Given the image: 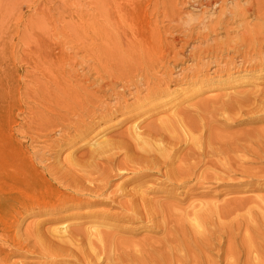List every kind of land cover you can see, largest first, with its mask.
<instances>
[{"label":"bare ground","instance_id":"obj_1","mask_svg":"<svg viewBox=\"0 0 264 264\" xmlns=\"http://www.w3.org/2000/svg\"><path fill=\"white\" fill-rule=\"evenodd\" d=\"M105 2H106V10L103 11V14L105 17L103 20L104 22H100V23H102L100 25L96 24V25H98V27L94 28V30L96 33H98V34L100 33L102 38L106 39L105 44H106L107 48L108 47L110 48V46H111L110 49H112V50H108L109 48L108 49L106 48V66L103 65L102 63L97 64V65L95 64L96 66H93L94 64L93 65L87 64L86 66L84 65L83 67H80L81 69H79L78 66L77 67L76 66L75 67L70 66V68L62 66L63 68L60 67V68H57L55 70H52L50 72L51 77L53 76L52 86H47L45 83H44L45 86H42L43 81H42V83L40 81V84H42L41 85L42 92H38L37 90H35V91L43 94V97H41V98H42V101H44L46 104L49 102H53V104H56V106H55L56 108H54V109H52V108L50 109V107L52 105L49 106V104H48V106H47L43 102L41 103L42 105L40 104V106H43L42 108H45V110L46 109L50 110L47 112L48 113L50 112L53 116H50V115L46 114L45 111L43 112V111L38 109L39 111H41V112H39L37 110V106L39 104L36 106V110L38 111V113H37L36 110H34L35 107H32V104L30 103L31 107L34 108L33 110L36 113L32 112V116H30L31 118L28 121V125L31 126L32 122H36V124L38 126L37 128L39 130L43 131L44 133L48 130H50L49 133H52V132L57 133V137H52L51 139H48V140L46 139L47 138L46 136L48 134L47 135L44 134L45 140L43 143H45L44 145H46L47 144L46 142H48L47 146L50 147L51 150L52 149L54 150L55 148H60L61 144L69 145V146L73 145L74 143H76L77 140L79 141L80 138L81 139L83 137L85 138V137H87L88 134H91L93 129H96V128H99V126H102L100 124H105V126L102 127V129L104 131L110 129L111 127L113 128L114 126H110L108 124L118 114H128L129 116H127L126 121L129 122L130 125L128 126V128H126V131L125 130L124 131L122 130V132L117 131V132H115V134H113L109 137H106V135L103 134L99 138L94 140L93 142H91L92 140L88 141V142H91L89 144L90 148L88 150H86L81 156L75 157V158L69 157V159L67 158L68 160L67 159L66 160H67L68 167L64 166L65 168H67L66 171H70L69 173H67L65 171L67 174V177H66V175L64 176L65 172L63 174L61 172L59 173L58 170L53 169L54 173H55V171H58L57 174L59 173V176H57V174H56L57 177L51 176L52 178H51V180H49V179H46L47 177L46 178L44 177L45 175L42 176L40 174L41 172L40 173L37 172L38 176L34 173V175L36 176V178H34L32 175V172L26 173V172H23V170H22V172H19V171L15 170V168L13 169L14 166L12 167V169H10V165L14 164V162L12 163L10 161V165H9L8 162H6L4 160L2 161L3 158L0 159V172H1L0 173V264H13V263L15 264V262H13V263L11 262V256H13L15 253H21V252H27V254L28 253L34 254L37 252V254L40 255L41 257L43 256L44 260H45V261L43 260L44 262L40 263V264H77V263H79V261H82L85 264H167L168 261L165 260L166 259L165 257H163V255H165L164 249H166L168 247H169L168 249H170L172 247V245L174 244V240H176V241L178 240L177 242H179L178 243L179 247H183V245L186 246V243L183 241L184 240L183 237H185V236H182V238L180 236V235H182V233L180 234V232L182 230L181 224L180 225L178 224L179 225L178 227H177V225L174 224L177 228H180V231L175 230L174 225L172 227V230H173L172 233L170 230L171 228L167 229V227H169L171 225V224L169 225V222H167V219L169 218L167 215L169 213H171L172 214L171 216L173 217L175 215L174 210L175 209L180 210V208H176L175 205L170 204L169 200L167 201V199H166L167 202H164V201L162 202L161 198L163 197V198H171L172 199V197H173V200H174V198H176V195L174 194L175 191H178L181 188H185V186H188L187 184L192 183L191 187L188 189L190 191L191 198H192V200L188 201V203L192 206V209H190L188 203H187V205H188L187 207L185 205H182V206L183 207L185 206L187 209L189 208L192 211L191 212L188 210L189 211L188 213L191 214L190 221L192 220L193 225L197 226V227H203L202 225H206L207 222L209 221L208 217H209V214L211 213L210 212L211 208H209L210 205L206 202V200L200 199L201 201L200 200H199L200 202L198 201L199 198H197V197H200L201 194H199V196L196 197L195 196L196 193L191 192V191L195 190V187L200 188L201 187L200 185L204 186V184H202V181L205 180L206 178H208L207 180H211L209 178V177H211L214 180L213 182H215V180H217L219 182V179H220V181L224 180V179L221 180L220 174H222L223 176L228 174L226 172H232V174H233L234 169H233V171L231 170V168L229 167V163H232L233 165L235 164L238 168H240L242 166V164H241L242 162L249 160L248 158L250 156L249 157L247 156L248 157L247 158L245 154L252 155L254 158L256 157L257 160L259 159V161L264 162V129H261V127H260L259 129H252V130L250 129L248 131H241L240 130L241 133L239 135H237V134L236 135L235 134H228L227 135V133H225V134L221 133V131H224V129L226 130V128L229 127V124L232 122L234 117L237 116L236 114H239L240 116H242L243 119L241 121H243L245 123L249 122L250 124L251 123L260 124V122H264V90L263 89H262V91H260L261 93L258 95H254V96L248 95V96H243V97L241 96L240 100H238L236 98L237 96L234 97L236 99L235 100L233 98V95H232L231 96L232 99H234L235 101L238 102V104L236 103V105H234L233 103H230L232 100L226 101V103L229 102L226 105V103L223 102L225 97L223 96L224 97L223 100H220L219 99L220 97H219L217 100L218 101L220 100V102L222 101V103L219 102L220 103L219 105H217V104L213 105L215 102V99H214L212 101L213 106H211V109H210L211 104H209L210 101L207 102L208 104L205 102L206 98L208 100V97H206V96H205V101H204V99H201L199 101V103L197 102L196 104H194L192 106L190 105L192 102L189 103V105L191 107H193V109H189V110L187 108L179 109L178 108L179 105L176 107V105H174L175 103L173 105L171 104V101H170V105L168 104V102L163 103L162 101H159L158 98H160L161 96L167 97V94H170L168 92H172V93L176 92L174 90L171 91L170 85H174V86L177 85L178 86L181 83H185V82L189 81V79L192 80L190 82L191 84L197 83L200 86L204 83L206 84V82L203 81V79H202V77L205 75L203 72V69L205 70L206 65L208 66L209 63L208 64L206 63V65H205V63L203 64L202 62H200L201 65L198 64L200 66H196L195 68L190 69V72H189L190 77L189 78H186V76H187L186 72L183 70L180 72V74L174 76L173 68L171 67V65L169 67L168 63H167L168 57L170 55H172V52L170 54V51L166 50L168 48H165L166 51H162V52L161 51L159 52V50H156V48L159 47V46H157L158 43L162 39L164 41L165 36H166L165 35L164 38L163 37L161 38V32L162 31H160V29H163V27L162 28L159 27L160 23L158 26L157 21L154 20V18H153L154 22L155 21L156 22L153 24L152 23L153 21L151 22V20H149L150 23H148V25L145 24L146 26L143 28V30L141 29L140 32L136 33L130 29L132 26L131 20L135 19L136 17H137V19L142 18L143 15L147 16L150 13L151 14L149 16H151V15L152 16H155V15L161 16V14H162L163 15L162 18H166V19H168V21L170 20L171 23L173 20H180L179 17L181 14L183 16L184 15L183 13L189 12V11L183 12L184 10L182 11L181 6L184 5V7H185L187 5V6L193 7L194 10L196 9V10H199V11L201 10L204 12L206 11L205 10L206 8L214 9L216 11V15L218 14L217 16L215 15L216 16L215 18H213L212 20L211 19L209 20V21H212L210 23V25L208 24L209 22H207L208 20L206 21L207 23L203 24V25H202V23L204 21H202V23H201L202 26H200L199 23H195V25H194L193 22H195V20L194 21L192 20L193 22H191V20H189V19H188L189 21L185 20L187 28L191 31V34H194L195 32H197L199 34L198 36H200V35L203 36V34L205 33L204 34L205 38L204 37H203L204 39L201 38L204 41H206L205 39L207 37H209L211 33H215V35H216L217 30H220L221 32L224 31V33L226 34L227 37H230L229 34L231 32H233V34H235L234 36H239V35L240 36H246V35L249 36L248 32L252 31V33H253L254 27L252 28L251 27L252 25L251 26L247 25L249 22L248 18H250L251 15L254 16L256 13H258L260 11L263 13V14L262 13L261 14L264 15V0H249V1H246L245 4H243V5L240 4L241 0H153L154 4L152 2L153 8L152 9L150 8L151 9L150 13L148 11L149 8H148V10H146V7L143 6L142 0H106ZM148 2L151 3L150 0ZM61 5L63 6V4H61ZM103 7H105V6H103ZM83 9H85V8H83ZM61 10L63 11V9H61ZM181 11H182V13L179 14ZM200 12H199V14H201ZM91 14H93V13H91ZM204 14H206V13H204ZM202 15H200V16H202ZM211 16H209V17H211ZM258 16H260V15H258ZM62 17H63V15H62ZM184 17L186 18L185 15H184ZM185 18H182L181 20H183ZM259 18H257V16L255 17L254 26H257L258 24H260V26H261V24L264 20L262 19L263 17H261V19L263 21L259 20ZM90 19H92V18H90ZM137 19L135 21H137ZM191 19H195V18H191ZM69 20H70V17H69ZM160 20H162V19L160 18ZM98 21H99V19H98ZM139 21H140V19H139ZM196 21H198V20H196ZM166 22L164 21V23H166ZM237 22H240L243 24H244V22H246V26H249V28L244 27L243 32L241 34H239V32H238L239 30L236 32L237 29L236 30L233 29V30H231V32H228V31H230L229 28L232 25V23L235 25ZM250 22L253 23V20ZM179 23L181 24V22H179ZM225 23L227 24V26L229 25V23L231 25H229L227 27L225 25ZM136 25H138V24H136ZM167 26H168V24H167ZM176 26H177V24H176ZM176 26L175 27L173 26L174 29L176 28ZM185 26H184V28H186ZM239 26L240 25L238 24L237 27H239ZM177 27H179V24ZM231 28H232V26H231ZM179 29H181V28H179ZM177 32H179V31H177ZM184 32H185V30L182 33H184ZM24 33H26V34L28 33L27 35H30L29 31H27V32L25 31V32H23V34ZM171 33H173V32H171ZM222 34H221L220 39H222V36L224 35V34L223 35ZM195 35H197V34H195ZM215 35H213V36L215 37ZM97 37H98V35H97ZM193 37H194V35H193ZM227 37L224 38V41L228 40ZM23 38H21V39H23ZM26 38L28 39V37H26ZM95 38H96V35H95ZM170 38H172V37H170ZM216 38H218V37H216ZM167 39H169V38H167ZM220 39L218 38L216 40L220 41ZM230 39L231 38H229V40ZM251 39H254V38H251ZM185 40L186 39L183 40V43ZM171 41H173V40H171ZM211 41L209 42V40H208L209 44L212 43ZM21 43H22V41H21ZM181 43H182V41H181ZM203 43H205V42H203ZM223 43H225L227 45V42H223ZM260 43L261 42H259V46L261 45ZM221 44H222V42H221ZM217 45L219 46L220 44L217 43ZM247 45H249V44H247ZM88 46L86 45V47H88ZM180 46H181V44H180ZM207 46H208V44H207ZM213 46H214V43H213L212 47ZM228 46H229V44H228ZM252 46L253 45H251V48H252ZM196 47L198 48L197 43H196ZM199 48L201 49V46ZM207 48H208V50L206 48H203L202 50H199V49L196 50L195 48H194L195 50L190 49V51L188 50L189 54H187V56H190L191 58L195 57L196 60L197 59L201 60L204 57H206L208 59L213 53H215L214 51H216V50H214V49L209 50V48H211V47H207ZM169 49H171V48H169ZM174 50H176V49L174 48ZM188 51L186 53H188ZM180 53H181V51H179V50L173 51V55L170 56V60L171 61L174 60V61H172V63L170 62L171 64H173L174 62L176 63V61L181 59L179 56ZM226 54L227 53H225V55ZM228 57H230V56L228 55ZM216 58H217V55H216ZM219 58L220 57L218 56V59ZM225 58L227 59V56ZM239 58H241V57H239ZM244 58H246V56ZM226 59H225V61H226ZM241 59H240V61H241ZM196 60H194V61L196 62ZM244 60H243L244 63L242 62V65L246 63ZM206 62H207V60H206ZM208 62H209V60H208ZM259 62H261V61H259ZM210 63H214V62H210ZM215 63L217 64V61ZM196 64H197V62H196ZM216 64H214V65H216ZM238 64L240 65V63H238ZM191 65H192V63H191ZM222 65L223 64H221V67H223ZM235 66L237 67V65H235ZM217 67H218V65H217ZM236 67H235V69H236ZM243 68H244V66H243ZM251 68H252V66H251ZM257 69H260V68H257ZM155 70H159V71L163 70V72L161 71L162 74L157 75ZM159 71H157V72H159ZM237 71H238V68L236 70H234L233 72H237ZM213 72L215 75H218V73H217L218 70H215ZM92 74H93V77H92ZM105 75H106V77H105ZM48 77H49L48 79L51 80V77L50 76H48ZM70 77H73L75 79L70 78ZM206 77L208 78L207 75H206ZM225 83H226V81H225ZM228 83H230V82H228ZM40 84H39V86H40ZM29 85H31V84H29ZM24 86H22V87H24ZM35 86H36V84H35ZM28 87L29 86L27 85L26 88L28 89ZM30 87H32V86H30ZM30 87L28 90H31V93H32V91L35 93L34 89L32 90V88H34V87H32V88H30ZM215 88H216V86H215ZM229 88H231V87H229ZM255 88H257V87H255ZM41 89H39V91ZM177 89H179V88H177ZM258 89L259 88H257V90ZM190 92H192V91H190ZM249 92H252V91H248V93ZM256 92H258V91H256ZM248 93L246 92V94H248ZM249 94H251V93H249ZM253 94H256V93L254 92L251 95H253ZM184 95H186V94H184ZM231 97H230V99H231ZM28 98L29 97H27L26 100ZM37 98H35V99H37ZM39 98H38V101H39ZM184 98L185 97H183V99ZM191 98H192V96L190 97V99ZM31 99H30V101H31ZM190 99H187V100H190ZM33 100H32V102H35V104H36V101H33ZM217 100H216V102L218 103ZM27 101L29 102V99ZM27 101L24 102V104L25 103L27 104ZM191 101H192V99H191ZM6 102H7V100H6ZM249 102L251 105L248 104ZM183 105L184 104H182V106ZM190 106L188 108H190ZM24 108H25V106H24ZM14 113L15 112H13V114ZM24 114H26V113H24ZM18 115H20V114H18ZM152 115H153V117H151ZM155 116H158V117L154 118ZM145 117H151L152 119L153 118L154 119L151 120L150 122H146L144 119ZM148 120H150V119H148ZM14 121H15V119H14ZM18 121H20V120H18ZM25 124H27V123H25ZM36 124L34 123V125H36ZM113 124H114V122H113ZM34 125H32V126H34ZM18 126H20V125H18ZM250 126H248V127H250ZM256 127L257 126H255L253 128H256ZM27 128L28 127H26V130L30 131V129H27ZM242 128H245V127H242ZM5 129H6V127H5ZM12 129H13V127H12ZM16 129L20 130L17 127H16ZM34 129L35 130L31 129L32 132H34V131L36 132V128H34ZM218 129H219V131H217ZM245 129H248V128H245ZM18 130H17V135H18ZM229 130L230 129L228 128V131ZM38 132H40V131H38ZM236 133H237V130H236ZM19 134H20V132H19ZM30 136L31 137L29 140L33 143H34V141L36 142L38 139L42 140V138L36 137V135L34 137L32 135H30ZM53 136H54V134H53ZM40 137H42V134ZM50 137H51V135H50ZM16 138H18V137H16ZM13 139L15 140V137ZM83 141H81V142H83ZM28 143L29 142H27V144ZM27 144H26V146H28ZM40 144L44 147V145L42 143H40ZM3 145L5 146V144H3ZM29 147H33V146L30 145ZM62 147H64V146H62ZM35 148L36 147H33V149H35ZM37 148H39V147H37ZM37 148H36V150H37ZM11 150L12 149H10V153L12 152V155L15 153H19L17 151L13 152ZM38 150H40V149H38ZM25 151H26V149H25ZM31 151L33 152V150H31ZM32 152H30L31 154L29 153L30 154V155H28L29 157L32 155ZM26 154H27V152H26ZM26 154H25V156H26ZM10 155L8 156L9 158L11 157ZM34 155L36 156L38 154H34ZM241 156H243L244 159L241 158ZM32 157H31V160L33 159ZM245 157L247 158V160H245L246 159ZM0 158H1V156H0ZM13 158L14 157H12V159ZM36 158H37V156H36ZM39 158H40V156H39ZM18 160L19 159L16 160V158H15V162H17ZM41 160L42 159L40 158L39 161H41ZM243 160H245V161H243ZM250 160L252 161V159H250ZM253 160L255 161V159H253ZM17 163H15V164H17ZM260 164H261V162H260ZM17 165H16V167H17ZM220 165H222L224 168ZM7 166H8V168H7ZM45 167L46 168L48 167L47 169L51 168L48 165H46ZM45 167H44V165H43V167L41 166V168L46 169ZM52 168H56V166H54V167L52 166ZM208 168L214 170L212 174H206ZM16 169L19 170V168H16ZM243 169L240 171L238 169H235V171L238 170L237 172H240V173H241V171H246ZM20 170H21V168H20ZM15 171H17V172H15ZM257 171H259V170H257ZM260 171L262 173H264L262 169H260ZM49 172H50V170L48 171V174H51V173L53 174V172H51V173H49ZM243 173H245V172H243ZM250 173L251 172H249V174H248L249 178H251L253 176ZM61 174H63V175L60 176ZM254 174H256V173H254ZM256 175L254 178H256L257 180H258V178L260 179V175H258V173ZM54 176H55V174H54ZM261 176H262V178L264 177V175H261ZM225 177H222V178H225ZM229 177H231V176H229ZM116 180L117 181L120 180V181L118 183H115ZM12 182H14L13 185H11ZM248 182H250V181H248ZM19 183H20V185H19ZM203 186H202V190L205 189V186H204V188H203ZM203 191L205 193V190H203ZM192 193H195V194L192 195ZM150 195H153V197ZM156 195H157V197H156ZM158 195H161L160 196L161 198H159ZM24 197L25 198L30 197V199L33 198V200L35 202H41V201L44 202V205L50 207V208L47 207V210H45L43 208V210H45V212H47L48 214H51V215H54V214L58 215L59 214L60 215V213H63L65 215L67 213L68 217H72V219L76 218V220H78V221H80L82 219L85 220L82 222L86 226L85 227H79V225H80V223H79L77 226H75V228H69V230H68L67 227L69 225L66 227V225H67L66 221H63L64 219H62V217H61L60 219H62V220L59 221V225L57 224L58 222L56 223L57 219H55L54 223H56L58 226L53 231L51 230L52 232H50L49 237H46L44 234L41 233L42 230H39V229H41L42 224H41L40 228H38V225L34 226L33 229H30L29 235L26 234V236L22 237V235H19L16 232V231L19 232L17 226H14V227L13 226H11V227L6 226L5 220L3 219V212L5 213L8 211H12L15 208L16 204L23 202ZM206 197H207V195H206ZM200 198H203V197H200ZM26 199H29V198H26ZM183 199H187V198H183ZM257 199H259V198H257ZM163 200H165V199H163ZM180 200L178 199V203ZM203 201H205L204 203H206L208 205L202 204ZM241 201L243 202V199H241ZM254 201H255V199H254ZM210 202L216 203L215 201H211V200H210ZM231 202L233 203V200ZM245 202L246 201H244L243 203H245ZM250 202H251V200H250ZM171 203H172V201H171ZM175 203L178 204L176 201H175ZM184 203H186V201ZM243 203L238 202L237 204H239L240 208H242V207H244V206H242ZM247 203L250 206L249 201H247ZM252 203L254 204V202H252ZM256 203H258V202L256 201ZM260 203H258V204H260ZM179 204L181 205L182 203H179ZM228 204H230V203H228ZM253 204L251 206H253ZM244 205L247 206V204H244ZM237 207L239 208V206H237ZM256 207H257V205L255 206V208ZM90 208H95V210H90V211L87 210ZM82 209H86L87 211L84 212V210L82 211ZM248 209H246L247 211L245 210V214H243V215H242V211H241V210H243V208L241 210L239 209L240 210L239 212H241L240 213L241 218L245 215L244 220H245V218H247L248 225H249V223H251V225H252V223L254 224V222L257 218L255 219V217H253L255 215H252L254 212V211H252L253 209H251L252 214H250L251 213L249 211L250 209L249 210ZM260 209H257L258 212H261V214L264 215V210L261 209L263 211V213H262V211ZM79 210H81L82 212H80ZM111 210H114V212H112ZM182 210H184V209L182 208ZM232 211H233L232 209H229V210H226V212L223 211L224 213L223 212L222 213L226 214L229 218L232 219L234 216H232V215H231L232 217L229 216L230 212H231V214L234 213V211H233V213H232ZM29 212H31V211L29 210ZM37 212L35 211V213H37ZM181 212L184 213V211H181ZM181 212L180 213L177 212L180 215H178L175 212L176 213V219H179V220L181 219V217H180ZM255 212H256V210H255ZM255 212H254V214L258 213V212H256V213ZM188 213H187V215H188ZM214 213H216L217 216H220V217L223 216V214L222 215L218 214L216 212V210ZM213 214H211V216H213ZM258 215H259V213H258ZM263 215H262V219L264 218ZM61 216H63V215H61ZM172 217H170V218L172 219ZM257 217H259V216H257ZM229 218L226 220V222L230 220ZM235 218H237V216H235ZM235 218H233L232 221L230 220L229 223L233 222V220ZM252 218H253L254 222H252L253 221ZM52 219H53V217H52ZM155 219L156 220L160 219L159 221L162 220L161 224L163 223L162 225H160V224L156 225L155 230H159V228H160L161 231H163V230H165V232L167 231V233H165L164 238L162 239L163 247H160V246H159V248L155 247V244L158 243V241H157L158 238H156V239L154 238V241L155 240L157 241V242L155 241L154 245L149 244V245H147V247L145 245L146 248H148V246H150L149 248H150V250H152V253L151 252L145 253V251H142L143 249L139 250V251L144 252L146 254L144 256H143V254L139 255L138 253H136L134 251H133V254H132V252H128L129 249L130 250L133 249L132 248L133 246L137 247V245L142 241L139 240V243H137V244L134 241H133L134 243L128 242V241H131L129 239H128V241H126L124 239L125 242L123 240L117 241L115 239V234L113 232H109V231L103 232V230H102L103 228H107V229L113 228V230L116 229L119 231L120 227H122L121 226L122 224H119L120 227L119 226L118 227L113 226V225H115V223L113 224L111 222H114V221L115 222L117 221V223L121 222L123 224H126V223L132 224V223L140 222L143 220L152 223V221L155 222L154 221ZM262 219L260 217L261 221H262ZM39 220H41V219H39ZM179 220H177V222ZM258 220L259 219H257V221ZM16 221L17 220H15V222ZM20 221H22V220H20ZM181 221H182V219H181ZM257 221L255 222L256 224H258ZM261 221L259 222V223H262V225L259 224L260 230L262 228L261 226H264L263 221L262 222ZM17 222L20 223L19 221H17ZM172 222H174V221H172ZM117 223H116V225H117ZM140 223H142V222H140ZM167 223H168V225H167ZM218 223L219 222H217V225H218ZM236 223H237V221H236ZM238 223H237L238 227L236 226L235 223H233V224L236 227H234L231 223V225L234 227V231L237 230L236 228L239 229L241 227L240 222H238ZM12 224H14V222ZM38 224H39V222H38ZM221 224H222V222H221ZM152 225H153V223L151 224V228L153 229L154 226L152 227ZM217 225L215 224L216 227H217ZM223 225L228 226L229 224L224 223L221 226H223ZM244 225L248 226L247 223H244ZM244 225H243V227H245ZM124 226H127V225H124ZM215 226H214V228H215ZM219 226L220 225H218V228L221 229V227H219ZM146 227H148V226H146ZM142 228H143V226H142ZM248 228H249V226H248ZM223 229H224V227L222 228V231H223ZM225 229H224L225 231L222 232V234L226 233L228 231L226 234L228 236L226 243H228L229 242L228 240L230 239V242L228 243V247H227V257H230L233 260H234V258H235V260H238L240 258L237 259V257H240V255L237 256L238 255L237 253H239L237 251L238 246H236L237 242H234V240H235V238L238 237L237 235H239V234H237V233L238 232L240 233V229L241 230H243V229L240 228L238 231H236L237 232L236 234L234 231H232L233 230L232 228L229 230H227V228H225ZM251 229L252 228H250V230ZM122 230H124V229H122ZM134 230H136V229H134ZM207 230H208V228H207ZM260 230L258 231L259 233H261ZM105 231H107V230H105ZM256 231L257 230H255V232ZM130 232H132V229ZM230 232H231V234H230ZM183 234H185V231L183 232ZM208 234L209 233H207V235ZM234 234L236 235V237H233L234 239L232 240V236ZM249 234L250 233L246 234V236H245L246 241L245 242H243L244 240H242L241 244L243 246L240 245V242L237 243L242 249L244 248L242 250L239 247L241 249L240 253H241V251L242 252L245 251L246 252V259L249 258L248 261L253 260L251 258V257H253L251 255L252 251H254L253 253L259 252V251L262 252V250H261L262 248L261 249L256 248V247H258V244L255 245L256 244L255 241L252 240V239H254V237H253L254 234L253 235L252 234L249 235ZM168 235H171L172 237L171 236L168 237ZM240 235H241V233H240ZM251 235L253 237L252 239L250 238ZM262 235H264V233H262ZM179 236L181 239L179 238ZM203 236L204 235H202V237ZM217 236H219V234ZM256 236L257 235L255 234V238H256ZM259 236H261V235L259 234ZM177 237H178V239H177ZM202 237H201V239H202ZM247 237H249V238H247ZM161 238L159 241H161ZM188 238H189V236L186 239H188ZM190 238H192V236ZM241 238H243V236ZM262 238H264V237L261 236V239ZM146 239H148V238L146 237ZM149 239L151 240V238H149ZM195 239H192V241H194ZM250 239L253 241V243H252V241H250ZM258 239H259V237H258ZM143 240H145V237ZM196 240H198V239H196ZM204 240H205V236H204ZM255 240L257 241V239H255ZM262 240L264 243V239H262ZM145 241H147V240H145ZM152 241H151V243H152ZM192 241L190 242V243H192V245L196 243V241H194V243ZM202 241H203V239H202ZM221 241H222V238H221ZM221 241L217 240L216 243L213 241L211 243V245H209V246H208V244H206V245L210 248L211 246H215V244L219 245ZM237 241H241V240H237ZM186 242H187V240H186ZM147 243H150V242H147ZM205 243L206 242H204V244ZM243 243H245V244H243ZM31 244H32V246H31ZM159 244H161V243L159 242ZM204 244L201 245L202 246L201 248H203L205 246ZM28 246H29V248H28ZM193 246L195 248V245H193ZM224 246H226V245H224ZM124 247L126 248V250L128 249L127 254L124 253L125 252ZM186 247L188 248L189 246H186ZM197 247H199V244ZM208 247H207V252L210 251L208 249ZM205 248H203V249H205ZM189 249L190 248H188V251H189ZM181 250H182V248L180 249V251ZM190 250L192 251V249H190ZM221 250H223V249H221ZM120 251H121V253H120ZM174 251L176 252V250H174ZM178 251H179V249H177V252ZM186 251L184 250V252H186ZM188 251H187V253H188ZM175 252H174V255L179 254V253H175ZM222 252H220V253L222 254ZM134 253L136 255H134ZM166 253H168V251H166ZM220 253H218V254H220ZM263 253H261L262 256L264 255ZM170 254H173V253L171 252ZM188 254H191V253L189 252ZM194 254H191V256ZM259 254H260V252H259ZM259 254L258 255L256 254L259 257H257L255 255L256 258L254 260L257 259L255 263H257V261L259 260L258 258L262 259V257ZM34 255H36V254H34ZM184 255H186V254L184 253ZM244 255H245V253H244ZM182 256L183 255H181V257ZM217 258H219V257H217ZM219 260H222V259H219ZM219 260H217V261L219 262ZM259 262H260V260L258 261L257 264H259ZM36 263H38V262L36 261ZM228 263H230V262H228ZM168 264H170V263L168 262Z\"/></svg>","mask_w":264,"mask_h":264},{"label":"rangeland","instance_id":"obj_2","mask_svg":"<svg viewBox=\"0 0 264 264\" xmlns=\"http://www.w3.org/2000/svg\"><path fill=\"white\" fill-rule=\"evenodd\" d=\"M106 0H0V133L2 134H0V156H1V158L0 159H2V161L4 160V161H6V162H8L9 163V165H10V161L13 163L14 162V164L15 163H17V164H11L10 165V169H12V167H13V169L15 168V170H17V171H19V172H22V170H23V172H26V173H28V172H32V175H33V177L34 178H36V176L34 175V173L38 176V173H40L42 176H44L46 179H49V180H51V176H53V177H57V176H59V173L61 172V173H63L64 174V172L66 171V169L67 168H65L66 166L68 167V165H67V160L69 159V157H72V158H75V157H79V156H81L86 150H88L90 147H89V144L91 143V142H93L94 140H96L97 138H99L101 135H103V134H105L106 135V137H109V136H111V135H113V134H115V132H117V131H120V132H122V130L124 131H126V128H128V126L130 125L129 124V122H127L126 121V119H127V116H129L128 114H118V115H116L113 119H112V121L108 124V125H110V126H114L113 128L111 127L110 129H108V130H103L102 129V127H104L105 126V124H100V125H102V126H99V128H96V129H93V131L91 132V134H88L87 135V137H83L82 139L80 138L79 139V141L77 140L76 141V143H74L73 145H64V144H61V147L60 148H55L53 151L50 149V147H48L47 146V144H48V142H46L47 144L46 145H44L45 143H43L44 142V140H45V135H47L46 137V139L48 140V139H51L52 137H57V133H49L50 132V130H48V131H46L45 133L43 132V131H41V130H39L37 127V124H36V122H32L31 123V126L30 125H28V121L30 120V116H32V112H35L34 110H36V106H37V110L39 109V110H41V111H45V113L46 114H48V115H50V116H53L50 112L48 113L47 111H50V110H48V109H46L45 110V108H42L43 106H40V104L43 102V103H45L44 101H42V98L41 97H43V94L42 93H38V92H42V89H41V85L42 86H45V84L47 85V86H52V78H53V76L51 77V75H50V72L52 71V70H55V69H57V68H60V67H67V68H70V66L71 67H77L78 66V68L79 69H81L80 67H83L84 65L86 66L87 64H91V65H93V66H96L97 64H103V65H105L106 66V39H104V38H102L101 37V34L99 35L98 33H96L95 32V30H94V28H96V27H98V25H100V24H102V23H100V22H104L103 20H104V14H103V11H105L106 10V2H105ZM149 0H142V2H143V6H145L146 7V10H148V8H149V13H150V11H151V9L153 8V5H152V2H153V0H150L151 1V3H149L148 2ZM246 1H249V0H241V2H240V4H245V2ZM61 4H63V6L61 5ZM153 4H154V2H153ZM147 5V6H146ZM86 6V7H85ZM103 6H105V7H103ZM57 7V8H56ZM61 7V8H60ZM60 8V9H59ZM81 8V9H80ZM83 8H85V9H83ZM151 8V9H150ZM181 8H182V11L183 12H186V11H189V12H187V13H183L185 16H186V18L184 17V15L182 16V11L179 13V14H181L180 15V20H173L172 21V23H171V21L169 20L168 21V19H166V18H162V14H161V16L159 15V16H157V15H155V16H149V15H143L142 16V18H139L140 19V21H139V19H137V17L135 18V19H133V20H131L132 21V26H131V30L132 31H134V32H140L141 31V29L143 30V28L146 26L145 24H147L148 25V23H150L149 22V20H151V22L154 24L156 21H157V23H158V26H159V23H160V28H162L163 27V29H160V31H162L161 32V38L163 37L164 38V36H165V39H164V41H163V39L158 43V45L157 46H159V47H157L156 48V50H159V52L161 51H166V50H168V51H170V54H171V52H172V55H173V51H181V53H180V60H178V61H176V63L174 62L173 64H171L172 63V61H174V60H170V56H172V55H170L169 57H168V66L170 67V65H171V67L173 68V70H174V76H176V75H178V74H180V72L183 70V71H185L186 72V78H189L190 77V74H189V72H190V69H192V68H195L196 66H200L201 65V63L200 62H202L203 64L205 63V65H206V63L208 64V66L206 65V68H205V70L203 69V72H204V76L202 77V79H203V81H205L206 82V84L204 83V84H202L201 86L199 85V84H197V83H194V84H191L190 82L192 81V80H190L189 79V81H187V82H185V83H181L180 85H170V89H171V91H176V92H174V93H172V92H168V93H170V94H167V97L165 96H161L160 98H158L159 99V101H162L163 103H165V102H168V104L170 105V101H171V104L173 105L174 103V105H176V107L178 106V108L179 109H183V108H187L188 110L189 109H193V107H191L192 105H194V104H196L197 102L199 103V101L201 100V99H204V101H205V96L206 97H208V100H207V98H206V103L207 102H209L210 101V103L209 104H211L210 105V109H211V106H213V105H215V104H217V105H219L220 103H222V101L220 102V100H223V98L225 97V99L223 100V102L224 103H226V101H231L230 103H233L234 105H236V103L238 104V102L237 101H235L236 99L234 98L235 96H237L236 98L238 99V100H240L241 99V96L243 97V96H254V95H258V94H260L261 92L260 91H262V89L264 90V15H262L263 13L260 11V12H258V13H256L254 16L253 15H251V17L250 18H248V21L250 22V21H252L253 20V23H249L248 22V24L247 25H249V26H251L252 28H253V33H252V31H250V32H248V34H249V36L251 37V38H254V39H251L248 35H246V36H234L235 34H233V32H231V30H236V32L238 31L239 32V34H241L242 32H243V29H244V27H248L249 28V26H246V22H244V24L243 23H240V22H237L235 25L232 23V25L229 23V25H231L232 26V28H231V26H230V28H229V30L230 31H228V32H231L230 34H229V36L230 37H227L226 36V34L224 33V31L223 32H221L220 30H217V32H216V35H215V33H211L210 34V36L209 37H207L205 40L207 41H204L203 39L205 38L204 37V34H203V36L202 35H200V36H198L199 34L197 33V32H195L194 34H191V31L187 28V25H186V22H185V20L187 21L188 19L189 20H191V22H193L194 20H195V22H193L194 23V25H195V23H199L200 24V26H202L203 24H206L207 22H209L208 24L210 25V23L212 22V21H209L210 19L212 20L213 18H215L217 15H216V11L214 10V9H210V8H206L205 10V12L204 11H199V10H194V8L193 7H191V6H185L184 7V5H182L181 6ZM61 9H63V11L61 10ZM79 9V10H78ZM96 9V10H95ZM191 10V11H190ZM60 11V12H59ZM199 12L201 13V14H199ZM215 12V13H214ZM60 13V14H59ZM90 13V14H89ZM91 13H93V14H91ZM204 13H206V14H204ZM214 13V14H213ZM262 13V14H261ZM191 14V15H190ZM204 16H203V15ZM213 14V15H212ZM62 15H63V17H62ZM106 15V14H105ZM200 15H202V16H200ZM212 15V16H211ZM216 15V16H215ZM258 15H260V16H258ZM91 16V17H90ZM95 16V17H94ZM179 16V15H178ZM194 16V17H193ZM209 16H211V17H209ZM257 16V18H259V20H262L263 22H262V24H261V26H260V24H258L257 26H254V22H255V17ZM69 17H70V20H69ZM156 17V18H155ZM202 17V18H201ZM209 17V18H208ZM254 17V18H253ZM261 17H263L262 19H261ZM67 18V19H66ZM90 18H92V19H90ZM149 18V19H148ZM153 18H154V20H156L155 22H154V20H153ZM160 18L162 19V20H160ZM182 18H185V19H183V20H181ZM191 18H195V19H191ZM200 18V19H199ZM90 19V20H89ZM98 19H99V21H98ZM102 19V20H101ZM137 19V21H135ZM204 19V20H203ZM89 20V21H88ZM101 20V21H100ZM143 20V21H142ZM188 20V21H189ZM193 20V21H192ZM196 20H198V21H196ZM208 20V21H207ZM31 21V22H30ZM88 21V22H87ZM164 21L166 22V23H164ZM202 21H204L203 23H202ZM207 21V22H206ZM139 22V23H138ZM175 22V23H174ZM179 22H181V24L179 23ZM183 22V23H182ZM185 22V23H184ZM94 23V24H93ZM162 23V24H161ZM201 23H202V25H201ZM93 24V25H92ZM96 24H98V25H96ZM136 24H138V25H136ZM167 24H168V26H167ZM170 24V25H169ZM176 24H177V26H178V24H179V27H177L176 26ZM238 24L241 26H239V27H237L238 26ZM166 25V26H165ZM186 25V26H185ZM225 25L227 26V24L225 23ZM228 25V26H229ZM244 25V26H243ZM136 26V27H135ZM171 26V27H170ZM176 26V28L174 29V27ZM184 26L188 29H186V28H184ZM227 26V27H228ZM263 26V27H262ZM250 27V28H251ZM86 28V29H85ZM179 28H181V29H179ZM183 28V29H182ZM27 29V30H26ZM179 29V30H178ZM62 32H61V31ZM185 30V32L184 33H182L183 31ZM187 30V31H186ZM241 30V31H240ZM27 32V31H29V34L30 35H27L26 33H24L23 34V32ZM177 31H179V32H177ZM219 31V32H218ZM90 32V33H89ZM167 32V33H166ZM171 32H173V33H171ZM175 32V33H174ZM190 32V33H189ZM165 33V34H164ZM190 35H189V34ZM224 35H223V34ZM92 34V35H91ZM188 34V35H187ZM195 34H197V35H195ZM215 35V37L213 36V35ZM218 34V35H217ZM220 34V35H219ZM221 34L223 35L222 36V39H220L221 38ZM23 35V36H22ZM32 35V36H31ZM90 35V36H89ZM95 35H96V38H95ZM97 35H98V37H97ZM168 35V36H167ZM171 35V36H170ZM176 35V36H175ZM179 35V36H178ZM193 35H194V37H193ZM92 36V37H91ZM176 38H175V37ZM248 36V37H247ZM253 36V37H252ZM24 37V38H23ZM26 37H28V39L26 38ZM87 37V38H86ZM100 37V38H99ZM170 37H172V38H170ZM193 37V38H192ZM204 37V38H203ZM216 37H218L219 39H220V41H218V40H216V39H218V38H216ZM225 37H227L228 38V40H226V41H224V38ZM234 37V38H233ZM244 37V38H243ZM21 38H23V39H21ZM167 38H169V39H167ZM195 38V39H194ZM198 38V39H197ZM201 38H203V39H201ZM212 38V39H211ZM216 40H214V39ZM229 38H231L230 40H229ZM263 38V39H262ZM173 40V41H171V40ZM184 39H186L185 41H184V43H183V40ZM188 39V40H187ZM212 41H211V40ZM234 39V40H233ZM22 41V43H21V41ZM166 40V41H165ZM208 40H209V42L211 41L212 43H210L209 44V42H208ZM252 40V41H251ZM20 41V42H19ZM181 41H182V43H181ZM218 41V42H217ZM254 41V42H253ZM179 42V43H178ZM197 43V45H198V48L196 47V43ZM203 42H205V43H203ZM220 42V43H219ZM221 42H222V44H221ZM223 42H227V45L225 44V43H223ZM259 42H261L260 44V46H259ZM88 43V44H87ZM213 43H214V46L212 47V45H213ZM216 43V44H215ZM217 43L218 44H220L219 46L217 45ZM171 44V45H170ZM180 44H181V46H180ZM184 46H183V45ZM204 44V45H203ZM207 44H208V46H207ZM225 44V45H224ZM228 44H229V46H228ZM247 44H249V45H247ZM257 44V45H256ZM86 45L88 46V47H86ZM190 45V46H189ZM201 46V49L199 48L200 46ZM217 45V46H216ZM247 45V46H246ZM251 45H253L252 46V48H251ZM96 46V47H95ZM180 46V47H179ZM192 46V47H191ZM211 47V48H209V50H212V49H214V50H216V51H214L215 53H213L208 59L206 58V57H204V58H202L201 60H196L195 59V57L194 58H191L190 56H187V54H189V51H190V49L192 50H202L203 48H206L207 50H208V48L207 47ZM249 46V47H248ZM259 46V47H258ZM188 47V48H187ZM191 47V48H190ZM215 47V48H214ZM222 49H221V48ZM22 48V49H21ZM109 48V47H108ZM107 48V49H108ZM110 48H111V46H110ZM108 49V50H112V49ZM161 48V49H160ZM163 48V49H162ZM165 48H168V49H166L165 50ZM169 48H171V49H169ZM174 48L176 49V50H174ZM183 48V49H182ZM195 48V49H194ZM256 48V49H255ZM259 48V49H258ZM21 49V50H20ZM227 49V50H226ZM189 50V51H188ZM226 50V51H225ZM230 50V51H229ZM247 50V51H246ZM188 51V53H186ZM224 51V52H223ZM219 52V53H218ZM221 52V53H220ZM246 52V53H245ZM249 52V53H248ZM96 53V54H95ZM225 53H227L226 55H225ZM260 53V54H259ZM95 54V55H94ZM94 55V56H93ZM183 55V56H182ZM216 55H217V58H216ZM228 55L230 56V57H228ZM239 55V56H238ZM254 55V56H253ZM218 56L220 57L219 59H218ZM227 56V59L225 58ZM232 56V57H231ZM243 56V57H242ZM246 56V58H244ZM253 56V57H252ZM234 57V58H233ZM239 57H241V58H239ZM261 58V59H260ZM172 59V58H171ZM191 61H190V60ZM193 59V60H192ZM218 59V60H217ZM224 59V60H223ZM225 59H226V61H225ZM240 59H241V61H240ZM245 59V60H244ZM182 60V61H181ZM187 60V61H186ZM194 60H196V62H197V64H196V62L194 61ZM206 60H207V62H206ZM208 60H209V62H208ZM230 60V61H229ZM232 60V61H231ZM243 60L246 62L245 64H243L242 65V62H243ZM247 60V61H246ZM181 61V62H180ZM204 61V62H203ZM217 61V64L215 63ZM219 61V62H218ZM224 61V62H223ZM259 61H261V62H259ZM171 62V63H170ZM210 62H214V63H210ZM234 62V63H233ZM250 62V63H249ZM191 63H192V65H191ZM219 63V64H218ZM223 64L222 66L223 67H221V64ZM238 63H240V65L238 64ZM244 63V62H243ZM254 65H253V64ZM82 64V65H81ZM96 64V65H95ZM186 64V65H185ZM198 64H200V65H198ZM214 64H216V65H214ZM248 64V65H247ZM184 65V66H183ZM191 67H189V66ZM217 65H218V67H217ZM227 65V66H226ZM231 65V66H230ZM235 65H237V67L235 66ZM242 65V66H241ZM250 65V66H249ZM263 65V66H262ZM225 66V67H224ZM243 66H244V68H243ZM249 66V67H248ZM251 66H252V68H251ZM257 66V67H256ZM259 66V67H258ZM62 67V68H63ZM216 67V68H215ZM230 67V68H229ZM235 67H236V69L238 68V71L237 72H233L234 70H236L235 69ZM228 68V69H227ZM257 68H260V69H257ZM189 69V70H188ZM210 69V70H209ZM218 70V75H215L214 74V72L213 71H215V70ZM223 69V70H222ZM226 69V70H225ZM233 69V70H232ZM252 69V70H251ZM176 70V71H175ZM220 70V71H219ZM156 71V73H157V75H161L162 74V72H163V70H161V71H159V70H155ZM157 71H159V72H157ZM188 71V72H187ZM209 71V72H208ZM242 71V72H241ZM244 71V72H243ZM262 71V72H261ZM176 72V73H175ZM213 72V73H212ZM226 72V73H225ZM229 74H228V73ZM216 73V74H217ZM247 73V74H246ZM227 74V75H226ZM206 75L208 76V78L206 77ZM214 75V76H213ZM226 75V76H225ZM230 75V76H229ZM232 75V76H231ZM263 75V76H262ZM48 76H50L51 77V80L50 79H48L49 77ZM96 76V75H95ZM92 77H93V74H92ZM105 77H106V75H105ZM242 77V78H241ZM46 78V79H45ZM70 78H73V77H70ZM77 78V77H76ZM222 78V79H221ZM232 78V79H231ZM73 79H75V78H73ZM214 79V80H213ZM46 80V81H45ZM48 80V81H47ZM218 80V81H217ZM230 80V81H229ZM245 80V81H244ZM40 81H41V83H42V81H43V83L42 84H40ZM186 81V80H185ZM210 81V82H209ZM225 81H226V83H225ZM232 81V82H231ZM228 82H230V83H228ZM45 83V84H44ZM187 83V84H186ZM208 83V84H207ZM215 83V84H214ZM223 83V84H222ZM29 84H31V85H29ZM33 84V85H32ZM35 84H36V86H35ZM39 84H40V86H39ZM226 84V85H225ZM228 84V85H227ZM25 85V86H24ZM27 85L30 87V86H32V87H34V88H32V87H30V88H32V90L34 89V91L35 90H37V91H35V93L32 91V93H31V90H28L29 89V87H28V89L26 88L27 87ZM211 85V86H210ZM19 86V87H18ZM22 86H24V87H22ZM174 86V87H173ZM184 86V87H183ZM193 86V87H192ZM215 86H216V88H215ZM219 86V87H218ZM173 87V88H172ZM181 87V88H180ZM201 87V88H200ZM210 87V88H209ZM218 87V88H217ZM221 87V88H220ZM229 87H231V88H229ZM235 87V88H234ZM255 87H257V88H259L258 90H257V88H255ZM18 88V89H17ZM44 88V87H43ZM177 88H179V89H177ZM184 88V89H183ZM189 88V89H188ZM203 88V89H202ZM212 88V89H211ZM39 89H41L40 91H39ZM183 91H182V90ZM191 89V90H190ZM194 89V90H193ZM202 89V90H201ZM215 89V90H214ZM219 89V90H218ZM196 90V91H195ZM210 90V91H209ZM28 91V92H27ZM190 91H192V92H190ZM194 91V92H193ZM198 91V92H197ZM228 91V92H227ZM248 91H252V92H249V93H256V94H253V95H251V94H249L248 93ZM256 91H258V92H256ZM32 94H30V93ZM182 92V93H181ZM200 92V93H199ZM246 92L248 93V94H246ZM195 95H194V94ZM216 93V94H215ZM239 93V94H238ZM180 94V95H179ZM184 94H186V95H184ZM227 94V95H226ZM235 94V95H234ZM35 95V96H34ZM42 95V96H41ZM184 95V96H183ZM216 95V96H215ZM226 95V96H225ZM233 95V98L235 99H232V96ZM31 96V97H30ZM33 96V97H32ZM39 98V101H38V98ZM177 96V97H176ZM192 96V101H191V99H190V97ZM212 96V97H211ZM224 96V97H223ZM5 97V98H4ZM7 97V98H6ZM27 97H29L28 99H29V102L26 100V98ZM173 97V98H172ZM175 97V98H174ZM182 97V98H181ZM183 97H185L184 99H183ZM211 97V98H210ZM215 97V98H214ZM220 97V98H219ZM222 97V98H221ZM230 97H231V99H230ZM2 98V99H1ZM32 98V99H31ZM35 98H37V99H35ZM171 98V99H170ZM220 99L219 101L217 100V99ZM30 99H31V101H30ZM34 99V100H33ZM41 99V100H40ZM163 99V100H162ZM183 99V100H182ZM187 99H190V100H187ZM215 99V102H216V100L218 101V103L216 102H214V104L212 105V101ZM4 100V101H3ZM6 100H7V102H6ZM32 100L33 101H36V104H35V102H32ZM178 100V101H177ZM3 101V102H2ZM27 101V104L25 103L24 104V102H26ZM179 103H177V102ZM181 101V102H180ZM183 101V102H182ZM185 101V102H184ZM190 101V102H189ZM203 101V100H202ZM235 101V102H234ZM38 102V103H37ZM193 104H192V103ZM220 102V103H219ZM29 103V104H28ZM32 104V107H35V109L34 108H32L31 107V104ZM187 103V104H186ZM189 103H191L190 105H189ZM227 103H229V102H227ZM227 103H226V105H227ZM46 104V103H45ZM48 104H49V106H51L50 107V109L52 108V109H54V108H56L55 106H56V104H53V102H49V103H47L46 105L48 106ZM182 104H184L183 106H182ZM208 104V103H207ZM248 104H250V102L248 103ZM42 105V104H41ZM251 105V104H250ZM24 106H25V108H24ZM28 106V107H27ZM31 108H30V107ZM181 106V107H180ZM190 106V108H188ZM27 107V108H26ZM41 107V108H40ZM6 108V109H5ZM12 108V109H11ZM19 111H18V110ZM34 109V110H33ZM209 109V110H210ZM27 110V111H26ZM36 110V112L38 113V111ZM18 111V112H17ZM41 111H39V112H41ZM13 112H15L14 114H13ZM35 112V113H36ZM23 113V114H22ZM24 113H26V114H24ZM18 114H20V115H18ZM237 116H235L234 117V121L232 120V122L229 124V127H227L226 128V130L224 129V131H221V133H227V135L228 134H237V135H239L240 133H241V131H248V130H252V129H259L260 127H261V129H264V122H260V124H258V123H249V122H247V123H245V122H243V121H241L243 118H242V116H240L239 114H236ZM20 116V117H19ZM18 117V118H17ZM151 117H153V115L151 116ZM151 117H145L144 119H145V121L146 122H150L151 120H153L154 118H157L158 116H155L153 119L151 118ZM240 117V118H239ZM150 119V120H148V119ZM14 119H15V121H14ZM238 119V120H237ZM9 120V121H8ZM18 120H20V121H18ZM148 120V121H147ZM12 122V123H11ZM113 122H114V124H113ZM122 122V123H121ZM127 122V123H126ZM239 122V123H238ZM25 123H27V124H25ZM34 123L36 124V125H34ZM120 123V124H119ZM238 123V124H237ZM241 123V124H240ZM15 124V125H14ZM23 124V125H22ZM113 124V125H112ZM240 124V125H239ZM245 124V125H244ZM18 125H20V126H18ZM32 125H34V126H32ZM250 126V127H248V126ZM9 126V127H8ZM247 126V127H246ZM255 127V126H257L256 128H253V127ZM259 126V127H258ZM5 127H6V129H5ZM12 127H13V129H12ZM16 127L17 128H19L20 130H18V129H16ZM26 127H28L27 129H30V131L29 130H26ZM231 127V128H230ZM233 127V128H232ZM242 127H245V128H248V129H245V128H242ZM2 128V129H1ZM15 128V129H14ZM24 128V129H23ZM34 128H36V132L34 131V132H32V130H35ZM228 128L230 129L229 131H228ZM241 128V129H240ZM32 129V130H31ZM222 129V130H223ZM239 129V130H238ZM2 130V131H1ZM4 130V131H3ZM16 132H15V131ZM17 130H18V135H17ZM236 130H237V133H236ZM241 130V131H240ZM9 131V132H8ZM25 131V132H24ZM38 131H40V132H38ZM217 131H219V129L217 130ZM19 132H20V134H19ZM38 132V133H37ZM229 132V133H228ZM232 132V133H231ZM235 132V133H234ZM239 132V133H238ZM10 133V134H9ZM15 133V134H14ZM24 133V134H23ZM26 133V134H25ZM42 134V137H40L41 136V134ZM34 134V135H33ZM45 134V135H44ZM53 134H54V136H53ZM20 135V136H19ZM26 135V136H25ZM30 135H32L33 137L36 135V137H39V138H42V140H40V139H38L36 142L34 141V143L33 142H31L29 139H30ZM40 135V136H39ZM50 135H51V137H50ZM2 136V137H1ZM25 136V137H24ZM15 137V140L13 139ZM16 137H18V138H16ZM26 140H25V139ZM44 138V139H43ZM87 138V139H86ZM20 140V141H19ZM25 140V141H24ZM83 141V142H81V141ZM92 140V141H91ZM18 141V142H17ZM88 141H91V142H88ZM27 142H29L28 144H27ZM21 143V144H20ZM40 143H42L43 145H44V147L40 144ZM82 143V144H81ZM88 143V144H87ZM3 144H5V146L3 145ZM26 144L28 145V146H26ZM38 146H37V145ZM3 145V146H2ZM33 146V147H39V148H37V150H36V148L35 149H33V147H29V146ZM75 145V146H74ZM77 145V146H76ZM25 146V147H24ZM42 146V147H41ZM62 146H64V147H62ZM69 146V147H68ZM24 147V148H23ZM74 147V148H73ZM4 148V149H3ZM49 148V149H48ZM62 148V149H61ZM10 149H12L11 151H13V152H19V153H15V154H13L12 155V152L10 153ZM14 149V150H13ZM25 149H26V151H25ZM38 149H40V150H38ZM31 150H33V152L31 151ZM36 150V151H35ZM8 151V152H7ZM39 151V152H38ZM59 151V152H58ZM26 152H27V154H26ZM30 152H32V155L29 157L28 155H30L31 153ZM42 154H41V153ZM30 153V154H29ZM11 154V155H10ZM25 154H26V156H25ZM34 154H38V155H36L37 156V158H36V156L34 155ZM41 154V155H40ZM11 156L10 158L8 157V156ZM15 155V156H14ZM35 157H34V156ZM43 155V156H42ZM246 155V157L248 156H250L248 159L250 160V159H252V161L250 160H247V158L245 159V160H247V161H245V160H243V161H245V162H242L241 164H242V166L240 167V168H238L235 164L233 165L232 163H229V167L231 168V170L233 171V169H234V171H233V174H232V172H226V173H228L227 175H222V174H220V176H221V180L222 179H224V180H222V181H220V179H219V182L217 181V180H215V182H213L214 180L211 178V177H209L211 180H207L208 178H206L205 180H203L202 181V184H204V186H205V189H203V190H205V193H204V191L202 190V186L203 185H200L201 187L199 188V187H195V190H193V191H191V192H195L196 193V197L197 196H199V194H203L202 196L200 195V197H203V198H200V197H197V198H199L198 199V201L201 199V200H206V202L210 205L209 206V208H211V210H210V214H209V217H208V219H209V221L207 222V224L206 225H202L203 227H197V226H194L193 225V223H192V220L190 221V218H191V214L190 213H188L189 211H191L190 209H192V206L188 203V201H191L192 200V198H191V194H190V191L188 190L190 187H191V185H192V183H190V184H187L188 186H185V188H181L180 190H178V191H175V195H176V198H174V200H173V197H172V199L171 198H161L160 196L161 195H158V197L159 198H161L162 199V202L164 201V202H167L168 200H169V202H170V204H173V205H175V207L176 208H180V210L179 209H175L174 210V218L171 216L172 214L171 213H169L167 216L169 217H167L168 219H167V222H169V227H167V229L169 228H171L170 230H171V233L173 232V230H172V227H173V225L175 224V225H177V227L181 224V228H182V230H181V232H180V234L182 233V235H180L181 236V238H182V236H185L186 238L189 236V238L188 239H186L185 237H183V241L186 243V246H189L188 248H190V249H192V251L189 249V251H188V248L186 247V246H184L183 245V247H179V242H177L176 240H174V244L172 245V247L170 248V249H168V248H166V249H164L165 250V255H163V257H165L166 259L165 260H167L170 264H257L258 263V261L260 260V262H259V264L261 263V264H264V255L262 256L261 255V253H263L264 251V243H263V240L262 239H264V238H262L261 239V236L262 237H264V235H262V233H264V226H261L262 228H261V230H260V226H259V224H261L262 225V223H259L261 220H260V217H261V219H262V215L263 214H261V212H258V210L257 209H262L263 207H264V177L262 178V176L261 175H264V173H262L261 171H260V169H262L263 170V172H264V162L263 161H259V159L257 160V158L255 157H253L252 155H248V154H245ZM244 155V156H245ZM18 156V157H17ZM25 156V157H24ZM33 156V157H32ZM39 156H40V158L42 159L41 161H39L40 160V158H39ZM42 156V157H41ZM252 156V157H251ZM8 157V158H7ZM12 157H14L13 159H12ZM22 157V158H21ZM31 157L33 158L32 160H31ZM15 158H16V160L17 159H19L17 162H15ZM68 158V159H67ZM241 158H243L244 159V157L243 156H241ZM11 159V160H10ZM21 159V160H20ZM67 159V160H66ZM253 159H255V161L253 160ZM13 160V161H12ZM31 160V161H30ZM44 160V161H43ZM242 161V160H241ZM257 161V162H256ZM44 162V163H43ZM260 162H261V164H260ZM46 163V164H45ZM16 165H17V167H16ZM43 165H44V167L46 166V165H48L49 167H51L52 168V166L54 167V166H56V168H49V169H47L46 167V169H44V168H41V166L43 167ZM233 165V166H232ZM22 166V167H21ZM65 166V167H64ZM220 166H222V165H220ZM228 166V165H227ZM232 166V167H231ZM223 167V166H222ZM7 168H8V166H7ZM16 168H19V170L18 169H16ZM20 168H21V170H20ZM224 168V167H223ZM244 168V169H243ZM40 169V170H39ZM43 169V170H42ZM58 170L59 171V173L57 174V172L58 171H55V173H54V170ZM235 169H238L239 171L240 170H246V171H241V173L240 172H237V171H235ZM8 170V169H7ZM39 170V171H38ZM47 170V171H46ZM50 170V172L49 173H51V172H53V174L51 173V174H48V171ZM53 170V171H52ZM69 170V169H68ZM257 170H259V171H257ZM9 171V170H8ZM17 171H15V172H17ZM210 171V172H209ZM213 171L214 170H212V169H207V173L206 174H212L213 173ZM11 172V171H10ZM38 172V173H37ZM67 173H69L70 171H66ZM66 172H65V174H64V176L66 175V177H67V174H66ZM237 172V173H236ZM243 172H245V173H243ZM249 172H251L250 174H252L253 176V178L251 177V178H249L248 176V174H249ZM1 173V172H0ZM45 173V174H44ZM254 173H258V175H260V179L258 178V180L256 179V178H254L255 177V175L256 174H254ZM54 174H55V176H54ZM56 174H57V176H56ZM63 174H61L60 176H62ZM236 174V175H235ZM29 176V175H28ZM226 176V177H225ZM229 176H231V177H229ZM233 176V177H232ZM257 176V175H256ZM222 177H225V178H222ZM214 178V177H213ZM256 179V180H255ZM120 181V180H119ZM119 181H117L116 180V182L115 183H118ZM248 181H250V182H248ZM253 181V182H252ZM223 182V183H222ZM21 183V182H20ZM20 183H19V185H20ZM254 183V184H253ZM256 183V184H255ZM14 184V182H12V184L11 185H13ZM17 185V184H16ZM258 185V186H257ZM204 186H203V188H204ZM187 187V188H186ZM255 189V190H254ZM198 190V191H197ZM189 191V192H188ZM202 191V192H201ZM200 192V193H199ZM188 193V194H187ZM195 193H192V195H194ZM198 193V194H197ZM207 193V194H206ZM228 193V194H227ZM186 195V196H185ZM206 195H207V197H206ZM150 196H152L153 197V195H150ZM185 196V197H184ZM156 197H157V195H156ZM182 197V198H181ZM189 197V198H188ZM195 197V198H196ZM206 197V198H205ZM26 198H29V199H26ZM24 197V200H23V202L22 203H19V204H16L15 205V208L12 210V211H8V212H3V219L5 220V223H6V226H8V227H11V226H17V228H18V230H19V232L18 231H16L17 232V234H19V235H22V237H24V236H26V234H28L29 235V232H30V229H33L34 228V226H37L38 225V228H40V226H41V224H42V226H41V229H39V230H42V234H44L46 237H49L50 235V232H52L55 228H57V226L59 225V221L60 220H62V219H64L63 221H66V227L68 228V230H69V228H75V226H77L79 223H80V225H79V227H85L86 225L82 222V221H85V220H80V221H78V220H76V218H73L72 219V217H68V215H67V213L64 215L63 213H60V215L58 214H54V215H51V214H48L47 212H45V210H47V207L48 208H50L49 206H46V205H44V202H35L34 200H33V198H31L30 199V197ZM183 198H187V199H183ZM196 198V199H197ZM257 198H259V199H257ZM263 200H262V199ZM163 199H165V200H163ZM166 199H167V201H166ZM171 199V200H170ZM178 199L180 200L179 201V203H182L181 205L178 203ZM194 199V198H193ZM241 199H243V202L244 201H246L245 203H243L242 201H241ZM254 199H255V201H254ZM257 199V200H256ZM31 200V201H30ZM160 200V199H159ZM200 200V201H201ZM210 202V200L211 201H215L216 203H214V202H208V201ZM218 200V201H217ZM233 200V203L231 202ZM237 200V201H236ZM250 200H251V202H250ZM171 201H172V203H171ZM175 201L178 203V204H176L175 203ZM186 201V203H184ZM199 201V202H200ZM247 201H249V203H250V206H249V204L247 203ZM256 201L258 202V203H260V204H258V203H256ZM168 202V203H169ZM174 202V203H173ZM205 201H203V203L202 204H205V205H208V204H206V203H204ZM243 203L242 204V206H244V207H242L243 208V210H241L242 208H240V205L239 204H237V203ZM252 202H254V204L252 203ZM43 203V204H42ZM187 203H188V205H189V207H190V209L188 208H186L188 205H187ZM228 203H230V204H228ZM256 203V204H255ZM42 204V205H41ZM244 204H247V206H245ZM253 204V206H251ZM179 205V206H178ZM182 205H185L184 207L182 206ZM215 205V206H214ZM257 205V207L255 208V206ZM204 206V205H203ZM237 206H239V208L237 207ZM260 206V207H259ZM27 209H26V208ZM215 209H214V208ZM254 207V208H253ZM43 208L45 209V210H43ZM182 208L184 209V210H182ZM237 208V209H236ZM245 208V209H244ZM250 210H249V209ZM33 209V210H32ZM36 209V210H35ZM97 209V208H96ZM229 209H232L233 211H234V213H233V211H232V213L233 214H231V212H230V215L229 216H234L233 218H235V216H237V218H235L234 220H233V222H231L232 223V225L234 226V227H236L237 226V223L238 222H240V225H241V227L240 228H242L243 230H241L240 228V233H241V235H240V233L238 232H236V231H238L239 229L238 228H236L237 230L236 231H234V227L231 225V223H229V221L231 220L232 221V219L231 218H229L226 214H223L224 212H226V210H229ZM242 211V215L243 214H245V210L246 209H248L250 212V214H252V211H254L255 212V210H256V212H258L259 213V215H258V213H256V214H254V212H253V214L252 215H255V216H253V217H255V219L257 218V219H259L258 221H257V219L255 220V222L257 221V223L258 224H256L255 222H254V220H253V218H252V222H254V224L252 223V225H251V223H249V225H248V220H247V218H245V220H244V217H245V215L241 218V212H239L240 210ZM251 209H253L252 211H251ZM260 209V210H261ZM29 210L31 211V212H29ZM84 210V212L85 211H87V210H95V208H90V209H82V211ZM179 210V211H178ZM189 210V211H188ZM215 210H216V212L218 213V214H220V215H222L223 214V216H217V214L216 213H214L215 212ZM219 210V211H218ZM262 210H264V208L262 209ZM261 210V211H262ZM35 211L37 212V213H35ZM80 212H82L81 210H79ZM112 212H114V210H111ZM181 211H184V213H182ZM224 211V212H223ZM236 211V212H235ZM247 211V210H246ZM29 212V213H28ZM34 214H33V213ZM46 214H45V213ZM177 212H181V219H182V221H181V219L179 220V219H176V213ZM192 212V211H191ZM223 212V213H222ZM43 213V214H42ZM173 213V212H172ZM179 213H177L178 215H180ZM187 213H188V215H187ZM214 213V214H213ZM262 213H263V211H262ZM211 214H213V216H211ZM61 215H63V216H61ZM57 218H56V217ZM59 216V217H58ZM67 216V217H66ZM227 216V217H226ZM231 216V217H232ZM257 216H259V217H257ZM52 217H53V219H52ZM62 217V219H60ZM170 217H172V219L170 218ZM179 217V216H178ZM177 217V218H178ZM188 217V218H187ZM263 217H264V215H263ZM221 218V219H220ZM230 219L229 221H227L226 222V220L227 219ZM243 220H241V219ZM7 219V220H6ZM39 219H41V220H39ZM55 219H57L56 220V223L58 224H56V223H54L55 222ZM59 219V220H58ZM170 219V220H169ZM224 219V220H223ZM241 221H240V220ZM264 219V218H263ZM262 219V221H263V225H264V220ZM15 220H17V221H19L20 223H18L17 221L15 222ZM20 220H22V221H20ZM49 220V221H48ZM160 220V219H159ZM159 220H154L155 222H153L152 221V223H153V225H152V227H153V229L151 228V224L152 223H150V222H147V221H145V220H143V221H140V222H142V223H140V222H135V223H129V224H123V223H121V222H118L117 223V221L115 222H111V223H115V225H113V226H119V224H122L121 226L123 227L124 225H127V226H124L123 228L122 227H120V230L118 231V230H113V228H110V229H107V228H103L102 230H103V232H113L114 234H115V239L117 240V241H121V240H123L124 242H125V240L126 241H128V239L129 240H131V241H128V242H135L136 244L137 243H139V240L140 241H142V242H140L138 245H137V247H132L133 249H127L128 250V252H132V254H133V251L134 252H136V253H138L139 255H142L143 254V256L144 255H146L145 253L146 252H151L152 253V250H150V246H148V248H146L147 247V245H149V244H155V241H154V238L156 239V238H158L157 239V241H158V243H156L155 244V247H158L159 248V246L160 247H163V243H162V239L164 238V236H165V233H167V231L165 232V230H163V231H161V229L159 228V230H155V228H156V225H162L161 224V221H159ZM177 220H179L178 222H177ZM218 220V221H217ZM237 221V223H236V221ZM41 221V222H40ZM87 221V220H86ZM159 223H158V222ZM172 221H174V222H172ZM177 223H176V222ZM261 221V222H262ZM14 222V224H12ZM38 222H39V224H38ZM51 222V223H50ZM69 224H68V223ZM74 222V223H73ZM171 222V223H170ZM191 222V223H190ZM217 222H219L218 223V225H220L219 227H221V229H219L218 228V225H217ZM221 222H222V224H229L228 226H221L222 224H221ZM247 223V225L249 226V228H248V226H245L244 225V223ZM17 223V224H16ZM30 223V224H29ZM116 223H117V225H116ZM158 223V224H157ZM233 223H235L236 224V226L233 224ZM9 224V225H8ZM12 224V225H11ZM16 224V225H15ZM36 224V225H35ZM54 226H53V225ZM137 224V225H136ZM142 224V225H141ZM148 224V225H147ZM179 224V225H178ZM215 224L217 225V227L215 226ZM239 224V223H238ZM131 225V226H130ZM167 225H168V223H167ZM174 225V228H175V230H179L180 231V228H177L176 226ZM215 226V228H214V226ZM232 227H231V226ZM243 225L245 226V227H243ZM255 225V226H254ZM258 225V226H257ZM20 226V227H19ZM142 226H143V228H142ZM146 226H148V227H146ZM194 226V227H193ZM213 226V227H212ZM12 227V228H13ZM136 227V228H135ZM224 227V229L225 228H227V230H229V229H233L232 231H234L235 232V234L237 233V234H239V235H237L238 237L237 238H235V240H234V242H237V243H239L240 242V245L241 246H243L242 244H241V242H242V240H244L243 242H245L246 241V239H245V236H246V234H248V233H250V234H254V239H252L253 237H252V235H251V239L253 240V241H255V245H257L258 244V247H256V248H262L261 250H262V252L261 251H259L260 252V254H259V252H255L257 255L259 254L261 257H262V259H260V258H258L259 260L257 261V263H255L256 262V260H254L256 257H255V253H253L254 251H252V256L253 257H251L253 260H250V261H248V259H246V252L244 251V252H242L241 251V253H240V250L242 249L237 243H236V246H238V249H237V251L240 253H237L238 255L237 256H239L240 255V257H237V259L238 258H240V259H238V260H235V258H234V260L233 259H231L230 257H227V247H228V243L230 242V239L228 240L229 242L228 243H226L227 242V238H228V236L226 235L227 234V232L226 233H223L222 234V232H224L225 230L223 229V231H222V228ZM231 227V228H230ZM238 227V226H237ZM16 228V229H17ZM124 229V230H122V229ZM132 229V232H130L131 231V229ZM173 228V229H174ZM177 228V229H176ZM207 228H208V230L210 231H208L207 230ZM250 228H252L253 230L255 229V230H257L256 232H255V230L253 231L252 229L250 230ZM15 229V228H14ZM29 231H28V230ZM134 229H136V230H134ZM149 229V230H148ZM197 229V230H196ZM263 229V230H262ZM52 230V231H51ZM105 230H107V231H105ZM246 230V231H245ZM261 231V233H259L258 231ZM124 231V232H123ZM154 231V232H153ZM185 231V234H183V232ZM196 231V232H195ZM206 231V232H205ZM208 231V232H207ZM263 231V232H262ZM217 232V233H216ZM233 232V233H234ZM248 232V233H247ZM258 232V233H257ZM207 233H209L208 235H207ZM243 233V234H242ZM48 234V235H47ZM187 234V235H186ZM219 234V236H217ZM222 234V235H221ZM230 234H231V232H230ZM233 235L232 236V240L234 239L233 237H236V235ZM249 234V235H250ZM255 234L259 237V239H258V237L256 236V238H255ZM259 234L261 235V236H259ZM202 235H204L205 236V240H204V236L202 237ZM163 236V237H162ZM171 235H168V237H170ZM180 236H179V238H180ZM192 236V238H190ZM209 236V237H208ZM215 236V237H214ZM223 236V237H222ZM243 236V238H241ZM117 237V238H116ZM144 237H145V240H147V241H145V240H143L144 239ZM146 237L148 238V239H146ZM162 237V238H161ZM172 237V236H171ZM201 237H202V239H203V241H202V239H201ZM217 237V238H216ZM149 238H151V240L149 239ZM160 238H161V241H159L160 240ZM180 238V239H181ZM198 239V240H196V239ZM209 238V239H208ZM221 238H222V241H221ZM226 238V239H225ZM247 238H249V237H247ZM125 239V240H124ZM177 239H178V237H177ZM192 239H195L194 241H196V243L195 244H193V245H195V248H194V246L192 245V243H190L191 241H192ZM250 239V241H252ZM255 239H257V241L255 240ZM262 241H261V240ZM153 240V241H152ZM186 240H187V242H186ZM189 240V241H188ZM209 240V241H208ZM216 243L217 242V240H220L221 242H220V244L219 245H217V244H215V246H211L210 248L208 247L209 245H211V243L213 242V241ZM226 240V241H225ZM237 240H241V241H237ZM32 241V240H31ZM151 241H152V243H151ZM156 241V242H157ZM194 241H192L193 243H194ZM202 241V242H201ZM208 241V242H207ZM253 241H252V243H253ZM133 242V243H134ZM147 242H150V243H147ZM159 242L162 244H159ZM204 242H206L205 244H204ZM223 242V243H222ZM201 243V244H200ZM210 243V244H209ZM226 243V244H225ZM190 244V245H189ZM198 244H199V247H197L198 246ZM205 245L203 248H205V249H203V248H201L202 246L201 245ZM206 244H208V246L206 245ZM226 245V246H224V245ZM243 244H245V243H243ZM145 245H146V247H145ZM230 245V244H229ZM31 246H32V244H31ZM30 246V247H31ZM130 246V245H129ZM128 246V247H129ZM220 246V247H219ZM225 248H224V247ZM260 246V247H259ZM263 246V247H262ZM131 247V246H130ZM129 247V248H130ZM186 247V248H185ZM207 247H208V249L210 250L209 252H207ZM217 247V248H216ZM241 249H240V248ZM28 248H29V246H28ZM145 248V249H144ZM182 248V250L180 251V249ZM185 248V249H184ZM124 249H125V252L124 253H128L127 252V250H126V248L124 247ZM142 250V251H145V253L144 252H141V251H139V250ZM148 249V250H147ZM177 249H179V251L177 252ZM186 251H188V253L190 252L191 254H194L195 252V254L194 255H192L191 256V254H188L187 253V251L186 252H184V250ZM199 249V250H198ZM201 249V250H200ZM221 249H223V250H221ZM244 249V248H243ZM242 249V250H243ZM174 250H176V252L174 251ZM214 250V251H213ZM221 250V251H220ZM166 251H168V253H166ZM173 253V254H170L171 252ZM216 251V252H215ZM223 251V252H222ZM141 252V253H140ZM174 252L175 253H179V254H177V255H174ZM182 252V253H181ZM186 254V255H184V253ZM213 252V253H212ZM220 252H222V254L220 253ZM27 252H21V253H15L13 256H11V262L13 263V262H15V264H40V263H43L45 260H44V257L42 256H40V255H38L37 254V252L36 253H34V254H36V255H34L33 253H28L27 255ZM120 253H121V251H120ZM218 253H220V254H218ZM244 253H245V255H244ZM125 254V255H126ZM216 254V255H215ZM218 254V255H217ZM264 254V253H263ZM26 255V256H25ZM134 255H136L135 253H134ZM181 255H183L182 257H181ZM224 255V256H223ZM256 255V256H257ZM212 256V257H211ZM216 256V257H215ZM223 256V257H222ZM243 256V257H242ZM217 257H219V258H217ZM222 257V258H221ZM257 257H259V256H257ZM148 258V257H147ZM170 258V259H169ZM250 258V259H251ZM13 259V260H12ZM21 259V260H20ZM46 259V258H45ZM183 259V260H182ZM219 259H222V260H219ZM225 259V260H224ZM20 260V261H19ZM30 262H29V261ZM35 260V261H34ZM40 260V261H39ZM44 260V261H43ZM172 260V261H171ZM217 260H219V262L217 261ZM234 262H233V261ZM36 261L38 262V263H36ZM42 261V262H41ZM82 261H79V263H77V264H82L81 263ZM168 262H167V264H168ZM228 262H230V263H228ZM14 264V263H13ZM83 264H85V263H83Z\"/></svg>","mask_w":264,"mask_h":264}]
</instances>
